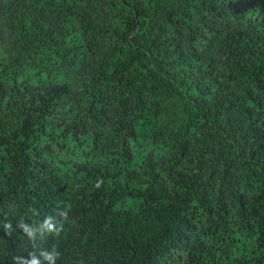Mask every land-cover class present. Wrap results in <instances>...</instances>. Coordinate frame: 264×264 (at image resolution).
Returning a JSON list of instances; mask_svg holds the SVG:
<instances>
[{
	"label": "trees",
	"instance_id": "1",
	"mask_svg": "<svg viewBox=\"0 0 264 264\" xmlns=\"http://www.w3.org/2000/svg\"><path fill=\"white\" fill-rule=\"evenodd\" d=\"M26 8L41 21L36 34ZM72 31L93 57L77 72L84 107L55 126L54 145L90 144L111 95L131 91L110 125L123 142L120 170L70 160L77 182L66 184L40 143L73 90L15 89L18 56L0 64L14 84L0 79V97L17 90L19 111L12 127L0 125V264H49L43 254L53 250L55 264H259L264 0H0V39L23 33L20 50L36 41L54 49ZM147 130L169 155L130 169V144ZM240 242L259 250L246 257L232 250Z\"/></svg>",
	"mask_w": 264,
	"mask_h": 264
},
{
	"label": "rangeland",
	"instance_id": "2",
	"mask_svg": "<svg viewBox=\"0 0 264 264\" xmlns=\"http://www.w3.org/2000/svg\"><path fill=\"white\" fill-rule=\"evenodd\" d=\"M28 4H30L28 2ZM32 10V9H31ZM29 8L23 9L24 12L30 11L31 15L28 14L26 29H29L36 34L35 30L38 24L36 15L33 14ZM77 18L76 15L70 14L68 17V22L74 25ZM23 39V33H20L15 38L10 34H7L4 39H0V64H6L8 62H13L15 58H19L20 67L19 71L16 73V86L17 89L20 84H25V87L35 88L37 90H42L44 87L59 84H68L73 90V97L69 103L57 107V110L51 115L53 127L51 129V134L43 138L40 145L43 149V156L48 162L50 168L59 174L66 184H75L77 182V176L71 171V166L69 161L74 162H90L94 165H110L115 166L117 170L119 160L118 152L123 147L122 140L115 135L110 129L111 122L115 119V114L117 109H119L120 104L126 100L127 102L132 98V92H127L121 99L119 96L114 97L111 95L109 101V114L107 119L101 124H96L91 127L90 136L91 143L83 146L80 150L75 151L70 146H66L64 149H60L54 145V140L58 136V131L55 126L60 122L62 118L68 116L69 114L74 115L76 112L81 111L84 107L85 95L83 89L78 82L77 72L83 71V62L86 59V54L88 59L93 57V53L88 50V52L82 54L78 47H82V41L78 33L70 32L64 38L61 39V44H59L54 49H51L46 42H34L29 46L28 49L20 50L19 43ZM123 47V44L120 43ZM76 47L75 52H68L70 48ZM94 47V46H93ZM63 49V51L61 50ZM20 51V52H19ZM87 59V60H88ZM92 60V59H91ZM87 62V61H85ZM1 68V67H0ZM4 81V85L1 88L7 89L8 85H14L13 81L9 78H1ZM17 90H14L9 97V95H3L0 97V125H4L5 128L12 127V125L17 121L18 115L17 104L13 102L15 100L14 95H16ZM135 142V143H134ZM130 144V150L132 151L133 158L130 162V169H137L141 165H144L147 161L156 162L162 157H167L169 155V149L163 148L161 146L153 145L151 143V136L148 130L146 133L138 136L137 141ZM130 143V142H129ZM6 151L0 149V164L6 158ZM178 167V166H177ZM176 167V168H177ZM37 227L49 232L51 229L43 224H37ZM199 226L197 230H199ZM242 242L236 244L232 247V250H241V254L247 256L252 255L253 251L259 249L252 248L246 244V246H240ZM261 254V261L259 264H264V251H259ZM181 255L178 251L174 255V261ZM256 264V263H255Z\"/></svg>",
	"mask_w": 264,
	"mask_h": 264
},
{
	"label": "clouds",
	"instance_id": "3",
	"mask_svg": "<svg viewBox=\"0 0 264 264\" xmlns=\"http://www.w3.org/2000/svg\"><path fill=\"white\" fill-rule=\"evenodd\" d=\"M26 231H27V229H26ZM28 234L30 236L33 235L32 232H29ZM43 255H44V259L47 260L49 262V264H55V258H56V256H58V253H56L55 250H53L52 253H44ZM28 264H40V261L33 258L30 262H28Z\"/></svg>",
	"mask_w": 264,
	"mask_h": 264
}]
</instances>
